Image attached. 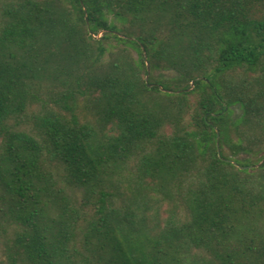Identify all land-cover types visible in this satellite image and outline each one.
<instances>
[{"label":"trees","instance_id":"obj_1","mask_svg":"<svg viewBox=\"0 0 264 264\" xmlns=\"http://www.w3.org/2000/svg\"><path fill=\"white\" fill-rule=\"evenodd\" d=\"M0 264H264V0H0Z\"/></svg>","mask_w":264,"mask_h":264},{"label":"water","instance_id":"obj_2","mask_svg":"<svg viewBox=\"0 0 264 264\" xmlns=\"http://www.w3.org/2000/svg\"><path fill=\"white\" fill-rule=\"evenodd\" d=\"M147 67H148V74L151 72V65H150V63L149 62H147ZM147 78H148V75H147ZM150 86H152V84H149ZM218 131V130H217ZM218 139H219V131H218ZM228 160H230V161H232L234 164H236V165H239L241 168H243V169H245V168H249V167H251V166H247V165H240V164H238L236 161H234V160H231V159H228ZM263 161H261L259 164H261Z\"/></svg>","mask_w":264,"mask_h":264},{"label":"rangeland","instance_id":"obj_3","mask_svg":"<svg viewBox=\"0 0 264 264\" xmlns=\"http://www.w3.org/2000/svg\"><path fill=\"white\" fill-rule=\"evenodd\" d=\"M234 109H235V112H236L237 114L240 113V109H239L238 107H234ZM243 156H245V155H242L241 157H243Z\"/></svg>","mask_w":264,"mask_h":264}]
</instances>
